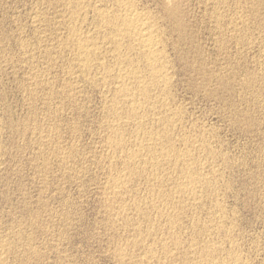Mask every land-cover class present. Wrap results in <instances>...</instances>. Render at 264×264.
Returning a JSON list of instances; mask_svg holds the SVG:
<instances>
[{
  "label": "rangeland",
  "instance_id": "374dc122",
  "mask_svg": "<svg viewBox=\"0 0 264 264\" xmlns=\"http://www.w3.org/2000/svg\"><path fill=\"white\" fill-rule=\"evenodd\" d=\"M88 1L0 0V264H183L184 260L187 264H264V0H124V4L115 0ZM95 4L107 17L118 11V15L129 12L142 17L140 21L155 31L154 51L159 59L155 67L165 76L163 79L152 84L150 76L146 77L147 62L137 42L127 39V44L123 40L122 49L115 51L114 39L112 42L111 37L103 38L112 26L104 24ZM107 9L111 10L109 14ZM117 24L121 23L117 20L113 27ZM87 34L91 36L87 38L91 47L96 45L92 47L96 54L90 47V68L81 62L83 57L76 47V40H85ZM114 46L116 53L111 49ZM80 62L85 70H81ZM117 66L121 67L119 71ZM125 72L124 83L137 94L133 99L124 96L127 101L118 92L119 76ZM131 75L146 78L135 84L130 80V87L127 81ZM146 84L148 95L140 92ZM133 102L139 108L128 117L126 104ZM141 111L144 114L138 115ZM115 120L121 122L117 125ZM164 126L172 132L168 133ZM113 128L116 131H111ZM154 131L159 132L156 135ZM149 135L152 139L146 140ZM112 138L116 140L112 142ZM146 141L156 152L161 147L175 150L174 155L180 159L172 155L161 159L158 153L151 154L146 150ZM139 151L144 152L138 154ZM142 165H148L150 170L144 166L145 171L140 169ZM188 168L195 170L196 176ZM185 174H199L198 179H202L197 182L201 184H182L178 177ZM130 176L132 180L127 181ZM173 188L180 196L176 195L175 200ZM186 197L190 201H185ZM167 207H173L172 213L177 209L180 213L174 212L173 216ZM170 224L172 231L168 229ZM173 241L181 245L174 247ZM121 247L125 249L119 251ZM207 247L214 253H208ZM204 257L212 261L200 260Z\"/></svg>",
  "mask_w": 264,
  "mask_h": 264
},
{
  "label": "bare ground",
  "instance_id": "6f19581e",
  "mask_svg": "<svg viewBox=\"0 0 264 264\" xmlns=\"http://www.w3.org/2000/svg\"><path fill=\"white\" fill-rule=\"evenodd\" d=\"M76 1H77V0H76ZM90 1H91V0H90ZM90 1H88V2H90ZM109 1H110V0H109ZM127 1H128V0H127ZM130 1H131V0H130ZM167 1H168V0H167ZM67 2H68V1H67ZM67 2H66V3H67ZM78 2H79V0H78ZM84 2H85V1H83L82 3L84 4ZM115 2H116L117 4H124V3H125L124 0H115ZM73 3H76V2L74 1ZM73 3L71 2V4H73ZM82 3H80V4H82ZM85 3H86V2H85ZM111 3H113V1H112ZM116 3H115V4H116ZM128 3H129V1H128ZM128 3H127V4H128ZM130 3H131V2H130ZM132 3H133V2H132ZM132 3H131V4H132ZM80 4H79V5H80ZM93 4H94V3H93ZM67 5H68V4H67ZM69 5H70V3H69ZM69 5H68V6H69ZM73 5H74V4H73ZM75 5H76V4H75ZM85 5H88V4H85ZM112 5H113V4H111V6H112ZM76 6H77V5H76ZM83 6H84V5H83ZM83 6H82V7H83ZM91 6H93V5H90V9H92ZM95 6H96V4H95ZM95 6H94V8H95V12H96V10H97L96 7H97L98 5H97L96 7H95ZM130 6H131V5L129 4V7H130ZM71 7L74 8V6H71ZM80 7H81V6H80ZM80 7H78V8H80ZM112 7H115V6H112ZM129 7H128V8H129ZM86 8H87V7H86ZM88 8H89V5H88ZM97 8H98V7H97ZM116 8H117V7H115L114 9H116ZM119 8H120V7H119ZM123 8H124V7H123ZM131 8H132V7H131ZM81 9H82V8H81ZM98 9H99V11H100V12H98V13H99V15H100V18L104 21V24L113 27L115 21L118 20V23H121L120 25L117 24V25H119V26H114L113 28L111 27V31L108 32L107 35H106V33H105L106 31H104V33H105V37L103 36V38L106 39V36H107L108 38L111 37V41H112V38L114 39V43H115V45H116V48H115V46H114V47H112L111 49L115 48V51H117V49H119L120 46H121V47L124 46V45H121V44H122L121 42H122L123 40L126 41V40L128 39V40H130V41H132V42H133V41H135V43L137 42V43H138V46H140V49H141L142 52H143V58H145L144 60H146V62H147V64H146V70H147V71H146V70H145V71H146V74H147V72H148L149 74L146 75V77L149 78V76H150L149 79H151V83H152V84H153V83L157 84V82H156L157 79H163L165 76H163V74L161 75L160 71H157L158 69H156V67H155L156 62H157L159 59H158V57H157V55H156V51H154V46H155V45L153 44V39L155 38V36H154V34H153V32H152V31H154V30H150L149 26H147L145 23H142V22H141L142 20H141L140 18H142V17H139V18H138V17L134 16L135 14L132 15V14H129V12H128V13H125L124 15H123V14H122V15H118L117 13L120 12V11H118V12L116 11L117 13L113 12V13H114L113 15H112V13H111V14H110V17H107L106 14H104L105 11L102 13V11L100 10V8H98ZM112 9H113V8H112ZM132 9L135 10V8H132ZM72 10H73V9H72ZM102 10H103V9H102ZM104 10H105V9H104ZM117 10H118V9H117ZM121 10H123V9H121ZM92 11L94 12L93 9H92ZM106 11L108 12V9H107ZM110 11H111V10H109L108 14L110 13ZM113 11H114V10H113ZM72 12H73V11H72ZM124 12H125V11H124ZM131 12H132V11H131ZM138 12H139V11H138ZM98 13H97V14H98ZM105 13H106V12H105ZM135 13H136V11H135ZM94 14H95V13H94ZM94 14H93V15H94ZM136 14H137V13H136ZM140 15H141V14H140ZM144 15H145V14H144ZM96 16H97V15H96ZM108 16H109V15H108ZM137 16H139V15H137ZM141 16H142V15H141ZM74 17H75V16H74ZM79 18H80V17H79ZM79 18H77V19H79ZM143 18H144V17H143ZM145 18H146V17H145ZM101 19H100V20H101ZM140 20H141V21H140ZM74 21H75V20H74ZM119 21H120V22H119ZM145 21H146V19H145ZM145 21H144V22H145ZM147 21H148V20H147ZM147 21H146V22H147ZM75 22H76V21H75ZM148 22H149V21H148ZM98 24H99V23H98ZM75 27H77V26H75ZM106 27H107V26H106ZM151 27H152V26H151ZM153 27H154V26H153ZM99 28H100V27H99ZM103 28H104V27H103ZM106 29H108V28H106ZM69 30H70V29H69ZM72 30H73V29H72ZM72 30H70V31L72 32ZM74 30H75V29H74ZM104 30H105V29H104ZM108 31H109V30H108ZM71 32H69V33H71ZM100 32H101V31H98L99 34H100ZM154 32H155V31H154ZM92 33H93V32H92ZM96 33H97V32H96ZM72 34L74 35V32H73ZM75 35H76V33H75ZM92 35H93V34H92ZM95 35H96V34H95ZM102 35H103V32H102ZM157 35H158V33H157ZM157 35H156V36H157ZM70 36H71V35H70ZM79 36H80V35H79ZM88 36H89V35L87 34V37H86L85 40H84V39H82V40H81V39H80V40H79V39L76 40L78 37H76L75 40H76L77 52L79 51V52H80V55H82V57H83L82 60H81V62L83 61L84 65L89 67V65H91V64H90V62H91V61H90V59H91V58H90V57H91L90 49H91L92 47H95L96 45L94 44L95 46H92V47H91V43H90L91 40H89V39L87 40ZM71 37H74V36H71ZM80 37H81V36H80ZM80 37H79V38H80ZM83 37H84V36H82L81 38H83ZM90 37H91V36H89V38H90ZM159 37H160V36H159ZM69 38H70V37H69ZM92 38H93V36H92ZM95 38L97 39V37H95ZM95 38H94V39H95ZM99 38H101V37H99ZM71 39H72V38H70V41H71ZM90 39H91V38H90ZM101 39H102V38H101ZM157 39H158V38H157ZM72 40H73V39H72ZM98 40H99V39H98ZM98 40H96V41H98ZM103 40H104V39H103ZM106 40H107V39H106ZM101 41H102V40H101ZM125 41H124V42H125ZM154 41H155V40H154ZM105 42H106V41H104V43H105ZM112 42H113V41H112ZM112 42H111V43H112ZM69 43H72V42H69ZM95 43H96V42H95ZM97 43H98V42H97ZM106 43H107V42H106ZM109 43H110V41H109ZM111 43H110V44H111ZM126 43H127V41H126ZM92 44H93V43H92ZM107 44H108V43H107ZM107 44H106V45H107ZM110 44H108V45H110ZM124 44H125V43H124ZM127 44H128V43H127ZM132 44H133V43H132ZM132 44L129 43V45H131V46H132ZM70 45H71V44H70ZM112 45H114V44H112ZM125 45H126V44H125ZM159 45H160V43H159ZM66 46H67V45H66ZM68 46H69V45H68ZM72 46H73V45H72ZM90 47H91V48H90ZM97 47H98V46H97ZM97 47H96V48H97ZM109 47H110V46H109ZM121 47H120V48H121ZM126 47H127V46H126ZM126 47H125V48H126ZM128 47H129V46H128ZM155 47H156V46H155ZM74 48H75V47H74ZM132 48H133V47H131V49H132ZM138 48H139V47H138ZM92 49H93V48H92ZM92 49H91V50H92ZM109 49H110V48H107V50H109ZM121 49H122V48H121ZM123 49H124V47H123ZM119 50H120V49H119ZM119 50H118V51H119ZM129 50H130V49H129ZM129 50H128V51H129ZM135 50H136V48H135ZM74 51H75V49H74ZM93 51H94V49L92 50V53H94L96 50H95L94 52H93ZM101 51H102V50H101ZM113 51H114V49H113ZM115 51H114V52H115ZM124 51H125V50H124ZM124 51H123V52H124ZM126 51H127V50H126ZM126 51H125V52H126ZM132 51H133V49H132ZM136 51H137V50H136ZM139 51H140V50H139ZM139 51H138V52H139ZM123 52H121V54H122ZM142 52H141V53H142ZM157 52H158V50H157ZM115 53H116V52H115ZM129 53H131V52H129ZM158 53H160V52H158ZM74 54H76V52H75ZM78 54H79V53H78ZM94 54H96V52H95ZM97 54H98V53H97ZM110 54H111V52H110ZM112 54H113V56H114V53H112ZM121 54H120V56H122ZM125 54H126V53H125ZM125 54H124V55H125ZM127 54H128V53H127ZM132 54H134V53L132 52ZM132 54H131V55H132ZM139 54H140V53H139ZM129 55H130V54H129ZM129 55H128V56H129ZM134 55H138V54H134ZM73 56H74V55H73ZM95 56H96V55H95ZM111 56H112V55H111ZM126 56H127V55H126ZM126 56H125V59H126ZM76 57H77V56H76ZM114 57H115V56H114ZM135 57H136V56H135ZM137 57H138V56H137ZM137 57H136V58H137ZM139 57H140V56H139ZM139 57H138V58H139ZM161 57H162V56H161ZM112 58H113V57H112ZM116 58H117V56H116ZM118 58H119V57H118ZM118 58H117V59H118ZM122 58H124V57H122ZM128 58H129V57H128ZM159 58H160V57H159ZM78 59H79V58H78ZM125 59L123 60L124 62H126ZM133 59H134V57H133ZM133 59H132V60H133ZM95 60H96V59H95ZM100 60H101V59H100ZM118 60H119V59H118ZM118 60H115V61L118 62ZM127 60H129V59H127ZM135 60H136V59H135ZM139 60H140V59H139ZM110 61H111V60H110ZM130 61H131V60H130ZM136 61H137V60H136ZM136 61H135L134 63H136ZM81 62H80V64H82ZM95 62H96V61H95ZM100 62H101V61H100ZM117 62H115V63H117ZM127 62H128V61H127ZM127 62H126V63H127ZM141 62H143V61L141 60ZM164 62H165V60H164ZM120 63H121V62H120ZM131 63H133V61H132ZM88 64H89V65H88ZM117 64H119V63H117ZM127 64H128V63H127ZM129 64H130V63H129ZM139 64H140V63H139ZM160 64H161V63H160ZM84 65H83V64L81 65V66H82L81 70H85V69H83ZM99 65H100V64H99ZM114 65H115V64H114ZM119 65L121 66V64H119ZM125 65H126V64H125ZM132 65H134V64H132ZM143 65H144V64H143ZM165 65H166V63H165ZM107 66H108V65H107ZM109 66H110V65H109ZM127 66H128V65H127ZM156 66H157V65H156ZM161 66H162V65H161ZM98 67H99V66H98ZM114 67H115V66H114ZM133 67H135V66H132V68H133ZM136 67H138V66L136 65ZM159 67H160V66H159ZM89 68H90V67H89ZM100 68H101V67H100ZM103 68H104V66H103ZM118 68H119V67L117 66V69H118ZM120 68H121V67H120ZM120 68H119V69H120ZM124 68H125V67H124ZM124 68H123V69H124ZM126 68H127V67H126ZM128 68H129V67H128ZM139 68H140V67H138V69H139ZM141 68H142V67H141ZM87 69H88V68H87ZM92 69H93V68H92ZM115 69H116V68H115ZM117 69H116V70H117ZM119 69H118V71H119ZM130 69H131V68H130ZM133 69H134V68H133ZM133 69H132V70H133ZM143 69H145V67H143ZM143 69H142V71H143ZM163 69H166V68H163ZM132 70H131V71H132ZM167 70H168V69H167ZM167 70H166V71H167ZM79 71H80V70H79ZM104 71H105V70H104ZM120 71H121V70H120ZM131 71H130V72H131ZM87 72H88V71H87ZM87 72H86V73H87ZM89 72H90V71H89ZM127 72H128V71H127ZM134 72H135V70H134ZM86 73L83 72V74H86ZM96 73H97V72H96ZM119 73H120V72H119ZM144 73H145V72H144ZM103 74H104V73H103ZM117 74H118V73H117ZM122 74H123V73H122ZM122 74H121V76H119V77H121L120 86L117 85L118 83H116V85L119 86V87H118V88H119V89H118V90H119L118 92H119L120 94H122L121 97H123V98H124V96H125V97H127V98L130 97V98L133 99L134 97H136V96H135L136 92L134 93V91L132 90V88H133L132 86H133V85L131 86V83H132V82L130 83L129 81L131 80V81H133V82H134V81H135V82H136V81L139 82V79H140L141 77H139V79H138L136 76L134 77V76L131 75L130 79L127 81V82L130 83V87H132V88H129V87H128L129 85L124 83V82H125L124 80L126 79V72H125V74H124L123 76H122ZM127 74H128V73H127ZM138 74H139V73L137 72V75H138ZM142 74H143V73H142ZM168 74L170 75V73H168ZM164 75H165V73H164ZM96 76H97V75H96ZM105 76H107V74H106ZM105 76H103V77H105ZM110 76H111V75H110ZM97 77H98V76H97ZM114 77H115V76H114ZM128 77H129V76H128ZM142 77H143V75H142ZM144 77H145V76H144ZM144 77L141 78L140 81H141L142 79H144ZM146 77H145V78H146ZM116 78H117V76L115 77V79H116ZM167 78H168V75H167ZM167 78H166V79H167ZM104 80H105V79H104ZM144 80H145V79H144ZM167 80H168V79H167ZM160 81H161V80H160ZM127 82H126V83H127ZM135 82H134V84H135ZM147 82H148V81H147ZM168 82H169V81H168ZM113 83H114V82H113ZM161 83H162V82H161ZM166 83H167V82H166ZM166 83H165V84H166ZM103 84H104V83H103ZM132 84H133V83H132ZM140 84H141V83H140ZM149 84H150V83H149ZM136 85L138 86V83H137ZM136 85H135V86H136ZM143 85H144V84H143ZM143 85H142V86H143ZM150 85H151V84H150ZM150 85H149V86H150ZM142 86H141V87H142ZM146 86H147V84H146L144 87H142V88L140 89V92H142V94L144 93V95H148V91H147L146 88H145ZM149 86H148V87H149ZM155 86H156V85H154V88H155ZM157 86H158V85H157ZM161 86H162V85H161ZM139 87H140V86H139ZM139 87H138V88H139ZM148 87H147V88H148ZM165 87H167V86H165ZM149 88H150V87H149ZM149 88H148V89H149ZM152 88H153V87H152ZM152 88H150V89H152ZM161 88H164V86L161 87ZM136 89H137V88H136ZM156 89H157V88H156ZM166 89H167V88H166ZM137 90H138V89H137ZM114 91H115V90H114ZM149 91H150V90H149ZM152 91H153V90H152ZM140 92H139V93H140ZM150 92H151V91H150ZM159 92H160V91H158V93H159ZM116 93H117V91H116ZM116 93H115V94H116ZM139 93H138V95H139ZM124 94H125V95H124ZM142 94H141V95H142ZM156 94H157V93H156ZM165 94H166V93H165ZM165 94H164V95H165ZM136 95H137V94H136ZM141 95H140V96H141ZM160 95H161V92H160ZM160 95H159V96H160ZM164 95H162V96H164ZM114 96H115V95H114ZM128 96H129V97H128ZM140 96H139V97H140ZM143 97H144V96H143ZM147 97H148V96H147ZM147 97H146V99H147ZM166 97H167V96H166ZM166 97H165V98H166ZM116 98H117V96L115 97V99H116ZM119 98H120V97H119ZM127 98H126V99L124 98L125 101H127ZM149 98H150V97H149ZM153 98H154V97H153ZM132 99H131V100H132ZM141 99H142V98L138 99V101L141 102V101H140ZM143 99H144V98H143ZM134 100H135V99H134ZM134 100H133V101H134ZM150 100H152V102H153V99H150ZM150 100H149V101H150ZM155 100H156V99H155ZM161 100H162V99H161ZM117 101H118V100H117ZM122 101L124 102L123 99H122ZM122 101L120 100V102H122ZM129 101H130V100H129ZM136 101H137V99H136ZM149 101H148V102H149ZM157 101H159V98H158ZM123 102H122V103H123ZM139 102H138V103H139ZM142 102H144V101H142ZM148 102H146V103H148ZM160 102H161V101H160ZM160 102H159V103H160ZM113 103H114V102H113ZM115 103H116V102H115ZM128 103H130V102H128ZM128 103H127V104H128ZM144 103H145V102H144ZM155 103H156V102H155ZM157 103H158V102H157ZM116 104H117V103H116ZM116 104L113 105V106H116ZM118 104H121V103H118ZM124 104H125V103H124ZM127 104H126V106H129L128 109H127V111H128V113L130 114V115H127V116L129 117V116L135 114V111L139 108V106H138V108H137V105H136L137 103L135 104L134 102H133L132 104H128V105H127ZM139 104H141V103H139ZM139 104H138V105H139ZM149 104H150V102H149ZM161 104H162V103H161ZM117 106H118V105H117ZM119 106H120V105H119ZM122 106H123V104H122ZM141 106H142V104H141ZM144 106H145V104H144ZM156 106H157V105H156ZM164 106H165V104H164ZM124 107H125V106H124ZM146 107H147V106H146ZM146 107H144V108L146 109ZM149 107H150V106H149ZM151 107H152V106H151ZM162 107H163V106H162ZM162 107H161V108H162ZM112 108H113V107H112ZM126 108H127V107H126ZM147 108H148V107H147ZM156 108H157V107H156ZM163 108H164V107H163ZM167 108H168V107H167ZM119 109H120V108H119ZM119 109H118V110H119ZM114 110H115V109H114ZM116 110H117V108H116ZM116 110H115L114 112H116ZM122 110H123V109H122ZM122 110H121V111H122ZM124 110H125V109H124ZM124 110H123V111H124ZM142 110H143V108H142ZM153 110H155V109H153ZM158 110H159V108H158ZM139 111H140V110H139ZM145 111H146V110H145ZM156 111H157V109H156ZM163 111H164V110H163ZM163 111H162V112H163ZM142 112H143V111H141V113L138 114V115L144 114V113H142ZM150 112H151V111H150ZM166 112H168V114L171 113V112H169V111H167V110H166ZM120 113H121V112H120ZM146 113H147V112H146ZM157 113H158V112H157ZM163 113H164V112H163ZM163 113H160V115H162ZM123 114H124V112H122L121 115H123ZM126 114H127V113H126ZM164 114H165V113H164ZM166 114H167V113H166ZM175 114H176V113H175ZM175 114H174V115H175ZM111 115H112V114H111ZM116 115H117V114H116ZM138 115H136V116H138ZM150 115H151V114H150ZM157 115H158V114H157ZM136 116H135V119L137 120L138 117L136 118ZM143 116H144V115H143ZM158 116H159V115H158ZM166 116H167V115H166ZM168 116H170V115H168ZM114 117H115V116H114ZM121 117H122V116H121ZM123 117H125V115H124ZM132 117H133V116H132ZM132 117H130V118H132ZM140 117H141V116H140ZM140 117H139V118H140ZM163 117H164V116H163ZM163 117H160V120H161V118L164 119ZM108 118H109V117H108ZM118 118H119V117H118ZM126 118H127V117H126ZM154 118H156V117H154ZM157 118H159V117H157ZM112 119H113V118H112ZM132 119H133V118H132ZM135 119H134V120H135ZM142 119H143V118H142ZM147 119H149V118H147ZM171 119H172V118H171ZM179 119H180V118H179ZM120 120H121V118H120ZM140 120H141V118H140ZM150 120H151V119H150ZM115 121H116V120H115ZM130 121H131V120H130ZM130 121H129V122H130ZM142 121H146V119H145V120H142ZM142 121H141V124H142ZM163 121H164V120H163ZM165 121L168 122L167 120H165ZM176 121H177V120H176ZM112 122H113V120H112ZM112 122H111V124H115V123H116V124L118 125L119 122H121V121H119V122L116 121L115 123H112ZM136 122H137V121H136ZM147 122H148V120H147ZM147 122H145V123H147ZM154 122H155V121H154ZM156 122H157V127H159L160 124L158 125V121H157V120H156ZM161 122H162V121H161ZM132 123H133V122H132ZM149 123H151V122H149ZM159 123H160V121H159ZM164 123H165V122H163V124H164ZM137 124H139V123H137ZM147 124H148V123H147ZM168 124H169V123H168ZM170 124H171V122H170ZM109 125H110V124H109ZM117 125H116V126H117ZM139 125H140V124H139ZM151 125L153 126V125H155V124H151ZM164 125H167V124H164ZM178 125H179V124H178ZM112 126H113V125H112ZM112 126H111V127H112ZM123 126H124V125H123ZM140 126H141V125H140ZM168 126H169V125H168ZM173 126H174V125H173ZM109 127H110V126H109ZM111 127H110V128H111ZM121 127H122V126H120L119 128H121ZM130 127H131V126H130ZM143 127H144V126H143ZM157 127L155 126V128H157ZM164 127H165V126H164ZM124 128H125V127H124ZM141 128H142V126H141ZM141 128H140V130H141ZM155 128H153V129H155ZM170 128H171V127H170ZM170 128H168V129H170ZM174 128H175V127H174ZM113 129H114V128H113ZM115 129H116V127H115ZM115 129H114V130H111V131H116L117 129H116V130H115ZM137 129H138V128H137ZM161 129H162V127H161ZM163 129H164V128H163ZM163 129H162V130H163ZM171 129H172V128H171ZM133 130H134V129H133ZM151 130H152V129H151ZM165 130H167L166 127H165ZM165 130H164V134H165ZM108 131H109V130H108ZM111 131H110V132H111ZM119 131H120V130H119ZM121 131H122V130H121ZM138 131H139V129H138ZM159 131H161V130H159ZM159 131H154L155 133L153 132V134H156V132H159ZM167 131H168V130H167ZM169 131H170V130H169ZM169 131H168V133H169ZM117 132H118V130H117ZM117 132H116V134L118 135ZM122 132H123V131H122ZM122 132H121V133H122ZM125 132H126V131H124V135H125ZM141 132H142V134H143V131H142V130H141ZM171 132H172V130L170 131V133H171ZM113 133H114V132H113ZM145 133H146V132H145ZM160 133H161V132H160ZM166 133H167V132H166ZM168 133H167V135H168ZM110 134H111V133H110ZM122 134H123V133H122ZM148 134H149V133H148ZM162 134H163V132H162ZM112 135H114V137H115V133L112 134ZM119 135H120V134H119ZM119 135H118V136H119ZM126 135H127V134H126ZM143 135H144V134H143ZM143 135H142V136H143ZM150 135H151V133H150ZM150 135H149V136H150ZM156 135H157V134H156ZM156 135H155V136H156ZM170 135H171V134H170ZM170 135H169V136H170ZM107 136L109 137V135H107ZM118 136H117V137H118ZM122 136H123V135H122ZM142 136H141V137H142ZM144 136H145V135H144ZM146 136H148V135H146ZM158 136H160V135L158 134ZM162 136H163V135H162ZM162 136H160V137H162ZM172 136H173V135H171V137H172ZM185 136H186V135H185ZM110 137H112V136H110ZM117 137H116V139H118ZM120 137H121V136H120ZM123 137H124V136H123ZM152 137H153V136H150L149 138L146 137L147 139H146V138H145V139H146V140H148V139L151 140ZM164 137H165V136H164ZM166 137H168V136H166ZM188 137H189V135L187 136V138H188ZM200 137H201V136H200ZM131 138H132V137H131ZM134 138L136 139L137 137L135 136ZM156 138H157V137H156ZM162 138H163V137H162ZM169 138H170V137H169ZM172 138H173V137H172ZM172 138H171V139H172ZM184 138L187 139L186 137H184ZM112 139H113L112 142H114V140H116L115 138H112ZM121 139H122V138H120V140H121ZM123 139H124V138H123ZM137 139H138V138H137ZM140 139H141V138H140ZM153 139H154V138H153ZM167 139H168V138H167ZM109 140L111 141V139H109ZM160 140H162V139H160ZM183 140H184V139H183ZM202 140H203V138H202ZM110 141H109V142H110ZM158 141H159V140H158ZM162 141H163V140H162ZM169 141H170V140H169ZM169 141H168V142H169ZM186 141H187V140H186ZM190 141H191V140H190ZM123 142H124V141H123ZM137 142H140L139 139H138ZM141 142H143V141H141ZM146 142H147V141H146ZM146 142H145V143H146ZM150 142H151V141H150ZM152 142H153V141H152ZM152 142H151V143H152ZM154 142H155V141H154ZM182 142H183V141H182ZM184 142H185V140H184ZM184 142H183V143H184ZM201 142H202V141H201ZM115 143H116V142H115ZM115 143H114V144H115ZM117 143H119L118 145L121 144L119 141H117ZM155 143H156V142H155ZM160 143H161V142H160ZM166 143H167V142H166ZM166 143H165V144H166ZM169 143H170V142H169ZM195 143H196V142H195ZM123 144H124V143H123ZM123 144H122V145H123ZM127 144H128V143H127ZM135 144H136V143H135ZM147 144H148V142H147ZM153 144H154V143H153ZM162 144H164V143H161V145H162ZM170 144H171V143H170ZM170 144H169V145H170ZM197 144H198V143H197ZM110 145H111V144H110ZM118 145H117V147H118ZM136 145H137V144H136ZM139 145H140V143L138 144V146H139ZM143 145H144V144H143ZM155 145H156V144H155ZM169 145H168V143H167V146H168V147H170ZM138 146H137V148H138ZM140 146H142V145H140ZM146 146H147V145H146ZM162 146H163V145H162ZM165 146H166V145H165ZM165 146H164V147H165ZM167 146H166V147H167ZM172 146H173V144H172ZM197 146H198V145H197ZM197 146H196V147H197ZM117 147H115V148H117ZM131 147H132V146H131ZM134 147H135V146H134ZM144 147H145V146H144ZM144 147H143V148H144ZM181 147H182V146H181ZM198 147H199V146H198ZM112 148H113V147H112ZM119 148H120L121 151H123V150L121 149V148H122L121 146H120ZM145 148H146V147H145ZM153 148H154V146H153V147H152V146L149 147V144H148V147H147L146 150H148L151 154H154V152H156V151H153V150H152ZM157 148H158V147H157ZM173 148H174V147H173ZM188 148H189V147H188ZM202 148H203V146H202ZM109 149H110V148H109ZM139 149H140V148H139ZM139 149H137V150H139ZM174 149H175V148H174ZM112 150H115V149L113 148ZM126 150H127V149H126ZM137 150L135 149V151H137ZM141 150H142V147H141ZM146 150H145V151H146ZM157 150H158V149H157ZM187 150H188V149H187ZM187 150H186V153H187ZM116 151H118V150H116ZM129 151H130V150H129ZM135 151H134V152H135ZM174 151H175V150H174ZM174 151H173L172 149L170 150L169 148L166 149V148L161 147V148L159 149V151L156 152V153H158V157L161 158V159L169 158V157H171V155H172L174 158H175V157H176V158H179L176 154L174 155ZM179 151H180V150H179ZM181 151H182V150H181ZM181 151H180V152H181ZM183 151H184V150H183ZM194 151H195V150H194ZM194 151H193V152H194ZM132 152H133V151H132ZM137 152H138V151H137ZM139 152H140V153H138V154H141V153H143L144 151H143V152L139 151ZM149 152H147V153H149ZM177 152H178V150H177ZM210 152H211V151H210ZM121 153H122V152H121ZM123 153H124V152H123ZM130 153H131V152H130ZM147 153H146V154H147ZM178 153H179V152H178ZM178 153H177V154H178ZM181 153H182V152H181ZM207 153H208V151H207ZM207 153H206V154H207ZM212 153H213V152H212ZM106 154H107V153H106ZM135 154H137V153H135ZM146 154L144 153V155H146ZM184 154H185V153H184ZM190 154H191V153H190ZM111 155H112V154H111ZM129 155H130V154H129ZM132 155H133V154H132ZM142 155H143V154H142ZM181 155H183V154H181ZM181 155H179V156H181ZM193 155H194V154H193ZM195 155H196V154H195ZM202 155H203V154H202ZM210 155H211V154H210ZM212 155H213V154H212ZM112 156H113V155H112ZM124 156H125V155H124ZM135 156H136V158H137V155H135ZM147 156H149V155L147 154ZM153 156H154V155H153ZM198 156H199V155H198ZM121 157H122V156H121ZM125 157H127V156H125ZM125 157H124V158H125ZM128 157H129V156H128ZM185 157H186V156H185ZM185 157H184V158H185ZM194 157H195V156H194ZM111 158H112V157H111ZM130 158H131V157H130ZM130 158H129V159H130ZM134 158H135V157H134ZM136 158H135L134 162L136 161ZM141 158H142V156H141ZM147 158H148V157H147ZM154 158H155V157H154ZM174 158H173V159H174ZM206 158H207V157H206ZM115 159H116V158H115ZM132 159H133V157H132ZM139 159H140V158H139ZM152 159H153V158H152ZM156 159H157V158H156ZM179 159H180V158H179ZM182 159H183V158H182ZM200 159H201V158H200ZM142 160H143V159H142ZM147 160H148V159H147ZM147 160H146V161H147ZM158 160H159V159H158ZM158 160H157V161H158ZM171 160H172V159H171ZM176 160H177V159H176ZM176 160H173V161H176ZM188 160H190V159H188ZM191 160H194V161H195V159H191ZM191 160H190V161H191ZM119 161H120V160H119ZM125 161H127V160H125ZM129 161H130V160H129ZM132 161H133V160H132ZM132 161H131V162H132ZM139 161H140V162H144V161H141V160H139ZM149 161H150V159L148 160V162H149ZM152 161H153V160H152ZM159 161H160V160H159ZM163 161H164V160H163ZM169 161H170V160H169ZM178 161H179V160H178ZM204 161H205V160H204ZM127 162H128V161H127ZM127 162H126V163H127ZM150 162H151V161H150ZM166 162H167V161H166ZM171 162H172V161H171ZM180 162H181V161H180ZM184 162H185V160H184ZM187 162H188V161H187ZM187 162H186V163H187ZM198 162H199V161H198ZM202 162H203V161H202ZM208 162H209V161H208ZM129 163H130V162H129ZM135 163H136V162H135ZM153 163H155V162H153ZM161 163H162V162H161ZM163 163H164V162H163ZM173 163H174V162H173ZM173 163H172V164H173ZM175 163H176V162H175ZM178 163H179V162H178ZM178 163H177V164H178ZM186 163H185V164H186ZM189 163L191 164V163H194V162H189ZM195 163H197V162H195ZM122 164H123V163H122ZM132 164H133V162H132ZM137 164H138V163H137ZM141 164H143V163H141ZM141 164H139V166H140ZM148 164H149V163H148ZM159 164H160V163H159ZM167 164H168V163H166V165H167ZM169 164L172 165L171 163H169ZM203 164H204V163H203ZM124 165H125V163H124ZM124 165H123V166H124ZM126 165H129V164H126ZM149 165H151V164H149ZM156 165H157V164H156ZM156 165L153 166L154 169H156V168H155ZM186 165H187V164H186ZM193 165H194V164H193ZM198 165H199V164H198ZM201 165H202V164H201ZM129 166H130V165H129ZM143 166H144V165H142V166L140 167V169H143ZM151 166H152V165H151ZM160 166H161V168H162V165H160ZM180 166H181V164H180ZM211 166H212V165H211ZM131 167H132V165H131ZM131 167H128L130 171H132L131 169H133V168H131ZM134 167H135V166H134ZM137 167H138V166L136 165V168H137ZM144 167H148V165H147V166H144ZM156 167H157V166H156ZM170 167H171V166H170ZM175 167L177 168L176 165H175ZM187 167H188V166H187ZM187 167H186V168H187ZM191 167H192V165H191ZM120 168H121V167H120ZM125 168H126V167H125ZM130 168H131V169H130ZM148 168H149V167H148ZM172 168H174V166H173ZM182 168H184V167H182ZM212 168H213V167H212ZM123 169H124V168H123ZM151 169H152V168H151ZM154 169H153V171H154ZM164 169H165V168H164ZM179 169H180V168H179ZM184 169H185V168H184ZM184 169H183V170H184ZM189 169H190V168H188V170H189ZM193 169H194V168H193ZM195 169H196V168H195ZM129 170H128V171H129ZM137 170H139V169H137ZM143 170H144V169H143ZM149 170H150V168H149ZM173 170H174V169H173ZM177 170H178V169H177ZM177 170H176V172H177ZM180 170H181V169H180ZM190 170H192V169H190ZM196 170H197V169H196ZM207 170H208V169H207ZM124 171H127V169L124 170ZM124 171H123V172H124ZM128 171H127V172H128ZM144 171H145V170H144ZM155 171H156V170H155ZM167 171H168V170H167ZM178 171H179V170H178ZM192 171H194L193 173H195V170H192ZM192 171H191V173H192ZM197 171H199V170H197ZM212 171H213V170H212ZM133 172H134V170H133ZM142 172H143V171H142ZM179 172H180V171H179ZM188 172H189V171H188ZM188 172H187V173H188ZM207 172H208V171H207ZM114 173H115V172H114ZM143 173H144V172H143ZM149 173H150V172H149ZM156 173H157V171H156ZM156 173H155V174H156ZM160 173H161V172H160ZM183 173H186V172H183ZM189 173H190V172H189ZM196 173H197V172H196ZM196 173H195V176H196ZM201 173H203V171H202ZM127 174H128V173H127ZM127 174H126V176H127ZM131 174H132V173H131ZM141 174H142V173H141ZM163 174H164V173H163ZM179 174H180V173H179ZM128 175H129V174H128ZM136 175H138V174H135V176H136ZM176 175H177V174H176ZM200 175H201V174H200ZM206 175H207V174H206ZM121 176H122V175H121ZM139 176H140V175H139ZM153 176H154V175H153ZM178 176H180V175H178ZM195 176H194L193 174H185L184 176L178 177V180H179V178H180L182 184H184V185L186 184V186H187L188 184H191V185H192V184H195L198 180L201 181V179H202V178H201V179H198L199 174H198L197 177H195ZM117 177H118V176H117ZM117 177H115V178H117ZM122 177H124V175H123ZM133 177H134V176H133ZM173 177H174V176H173ZM202 177H204V176H202ZM111 178H112V177H111ZM126 178H127V177H126ZM129 178L131 179L132 176L128 177L127 181H131V180H132V179L129 180ZM134 178H135V177H134ZM154 178H155V177H154ZM156 178H159V176L156 177ZM118 179H120V178H118ZM122 179H123V178H122ZM152 179H153V177H152ZM204 179H205V178H204ZM114 180H115V179H114ZM145 180H146V179H145ZM175 180H177V178H176ZM122 181H123V180H122ZM124 181H125V180H124ZM124 181H123V182H124ZM127 181H126V182H127ZM155 181H156V179H155ZM170 181H171V180H170ZM203 181H204V180H203ZM203 181H202V182H203ZM207 181H208V180H207ZM116 182H117V181H115V183H116ZM126 182H124V183L126 184ZM151 182H152V181H151ZM160 182H161V181H160ZM176 182H177V181H176ZM115 183H114V185H115V187H116V184H115ZM124 183H123V184H124ZM128 183H130V182H128ZM137 183H138V182H137ZM165 183H166V182H165ZM165 183H163V184H165ZM173 183H174V182H173ZM199 183H200V182H199ZM199 183L197 182V184H199ZM205 183H207L206 180H205ZM209 183H210V182H209ZM121 184H122V183H121ZM149 184H150V183H149ZM155 184H156V183H155ZM200 184H201V183H200ZM200 184H199V185H200ZM207 184H208V183H207ZM156 185H157V184H156ZM177 185H178V184H177ZM177 185H176V186H177ZM180 185H181V184H180ZM191 185H190V186H191ZM195 185H196V184H195ZM199 185H198V186H199ZM203 185L206 186V184H203ZM111 186H112V185H111ZM117 186L119 187V185H117ZM126 186H127V185H126ZM126 186H122V185H121V187H124V188H125ZM164 186H165V185H164ZM176 186H175V187H176ZM181 186L184 187L183 185H181ZM193 186H194V185H193ZM198 186H197V187H198ZM169 187H170V186H169ZM199 187H200V186H199ZM201 187H202V186H201ZM104 188H105V187H104ZM112 188H114V187H112ZM157 188H158V187H157ZM189 188L191 189L192 186L189 187ZM213 188H214V187H213ZM122 189H123V188H122ZM122 189H120L121 192H122ZM144 189H145V188H144ZM166 189H167V188H166ZM169 189H170V188H169ZM181 189H182V188H181ZM185 189H186V187H185ZM195 189L198 190V188H195ZM113 190H115V189H113ZM113 190L111 189V191H113ZM116 190H117V188H116ZM118 190H119V188H118ZM173 190L175 191L174 188H173ZM176 190H177V188H176ZM111 191H109V192H111ZM123 191H125V190H123ZM126 191H127V190H126ZM126 191H125V192H126ZM165 191H166V190H165ZM186 191H187V190H185V192H186ZM188 191L190 192V196H191V194H192L191 191H190L189 189H188ZM188 191H187V193H189ZM194 191H196V190H194ZM115 192H116V191H114V193H115ZM118 192H120V191H118ZM151 192H153V191H151ZM163 192H164V191H163ZM163 192H162V193H163ZM167 192H168V193H173V192H169V190H167ZM178 192H179V191H178ZM183 192H184V191H183ZM183 192H181V193H183ZM185 192H184V193H185ZM192 192H193V191H192ZM146 193H147V192H146ZM158 193H159V190H158ZM179 193H180V192H179ZM181 193H180V194H181ZM184 193H183V194H184ZM195 193H197V192H195ZM195 193H194L193 195H195ZM198 193H199V191H198ZM198 193H197V194H198ZM108 194H109V193H108ZM111 194H113V193H111ZM122 194H123V193H122ZM153 194H154V193H153ZM153 194H152V197H153ZM183 194H182V195H183ZM215 194H216V193H215ZM116 195H117V194H116ZM116 195H115V196H116ZM118 195H121V194H118ZM118 195H117V196H118ZM143 195H144V194H143ZM156 195H157V194H156ZM159 195H161V193H159ZM166 195L169 196V194H166ZM170 195H171V194H170ZM173 195H174V194H173ZM173 195H172V196H173ZM176 195H177V194H176V191H175V197H174V200H175V198H176ZM185 195H187V194H185ZM203 195H204V194H203ZM111 196H112V195H110L109 198H112ZM154 196H155V195H154ZM168 196H166V197L163 196V197L167 198ZM177 196H179V195H177ZM190 196H189V197H190ZM113 197H114V196H113ZM122 197H123V196H122ZM155 197H156V196H155ZM179 197H180V196H179ZM182 197L184 198V196H182ZM191 197H192V196H191ZM193 197H194V196H193ZM207 197H208V196H207ZM210 197H211V196H210ZM104 198H105V197H104ZM109 198H108V199H109ZM116 198H119V197H116ZM159 198L161 199V197H159ZM168 198H169V197H168ZM196 198H197V197H196ZM212 198H213V197H212ZM119 199H120V198H119ZM123 199H125V198L123 197L122 200H123ZM160 199H159V200H160ZM172 199H173V198H172ZM186 199H187V197H186ZM186 199H185V201H190V199H187V200H186ZM203 199H204V198H203ZM203 199H202V200H203ZM112 200L114 201V199H112ZM117 200H118V199H117ZM125 200H126V199H125ZM148 200H149V199H148ZM153 200H154V199H153ZM157 200H158V198H157ZM161 200L164 201V198H162ZM165 200H166V199H165ZM170 200H171V199H170ZM179 200H182V199H179ZM183 200H184V199H183ZM183 200H182V201H183ZM194 200H195V199H194ZM120 201H121V200H120ZM120 201H119V202H120ZM132 201H133V200H132ZM135 201H136V200H135ZM135 201H134V202H135ZM197 201H198V200H197ZM107 202H108V201H107ZM110 202H112V201H110ZM115 202H117V201L115 200ZM119 202H118V203H119ZM127 202H128V201H127ZM130 202H131V201H130ZM140 202H141V201H140ZM145 202L147 203V201H145ZM155 202H156V201H155ZM165 202H166V201H165ZM170 202H172V200H171ZM176 202H178V201H176ZM195 202H196V201H195ZM120 203H121V202H120ZM123 203H124V202H123ZM152 203H153V202H152ZM174 203H175V201H174ZM174 203L172 202V204H174ZM178 203H179V202H178ZM180 203H181V202H180ZM180 203H179L178 205H180ZM182 203H184V202H182ZM185 203H186V202H185ZM185 203H184V204H185ZM193 203H194V202H193ZM110 204H112V203H110ZM162 204H163V203H162ZM164 204H165V203H164ZM170 204H171V203H170ZM175 204H176V203H175ZM184 204H182V205H184ZM108 205H109V204H108ZM113 205H114V204H113ZM129 205H130V204H129ZM142 205H143V204H142ZM157 205H158V204H157ZM176 205H177V204H176ZM182 205H181V206H182ZM191 205H192V204H190L189 206H191ZM194 205L196 206V204H194ZM140 206H141V205H140ZM145 206H146V205H145ZM163 206H165V205H163ZM163 206H162V207H163ZM168 206H170V205H168ZM171 206H173L174 208L177 207V206H174V205H171ZM171 206H170V207H171ZM155 207H157V206L155 205ZM165 207H166V206H165ZM170 207H167V208H169V210L171 211V210L173 209V207H172V209H171ZM184 207H185V206H184ZM184 207H183V208H184ZM196 207H197V206H196ZM196 207H195V208H196ZM110 208H111V207H110ZM121 208H122V207H121ZM124 208H125V207H124ZM160 208H161V204H160V207L157 208V210L160 209ZM178 208H179V207H178ZM148 209H149V208H148ZM153 209H154V208H153ZM109 210H110V209H109ZM133 210H134V209H133ZM173 210H174V209H173ZM175 210H176V209H175ZM177 210H179V209H177ZM177 210H176V212H179V211H177ZM123 211H124V210H123ZM126 211L128 212L129 210H126ZM138 211H139V210H138ZM144 211H145V210H144ZM154 211H156V210L154 209ZM159 211H161V210H158V212H159ZM162 211H163V210H162ZM164 211H168V209H167V210H164ZM170 211H169V212H170ZM174 212H175V211H174ZM174 212H173V213H174ZM176 212H175V213H176ZM215 212H216V211H215ZM120 213H121V212H120ZM129 213H130V212H129ZM139 213H141V212H139ZM142 213L144 214L145 212H142ZM150 213H151V212H150ZM155 213H157V211H156ZM161 213H162V212H161ZM166 213H167V212H166ZM173 213H172V211H171V214H172V215H173ZM179 213H180V212H179ZM182 213H183V211H182ZM171 214H170V216H171ZM177 214H178V213H177ZM177 214H176V215H177ZM184 214H185V212H184ZM122 215H123V214H122ZM152 215H153V214H152ZM160 215H161V214H160ZM166 215H167V214H166ZM166 215H162V216H166ZM174 215H175V214H174ZM174 215H173V216H174ZM222 215H223V214H222ZM124 216H125V214H124ZM162 216H160V217H162ZM178 216L180 217V215H178ZM178 216H177V220H178ZM167 217H168V215H167ZM167 217H166V218H167ZM175 217H176V216H175ZM115 218H116V217H115ZM139 218H141V217H139ZM151 218H152V217H151ZM163 218H164V217H163ZM212 218H213V217H212ZM121 219H122V218H121ZM153 219H154V218H153ZM167 219L170 220L169 218H167ZM171 219H172V218H171ZM218 219H219V217H218ZM123 220H124V219H123ZM126 220H128V219H126ZM126 220H125V221H126ZM165 220H166V219H165ZM165 220H164V221H165ZM172 220H174V217H173ZM172 220H171V222H172ZM177 220H176V222H177ZM114 222H115V221H114ZM118 222H119V221H118ZM169 222H170V221H169ZM176 222H175V220H174V223H176ZM197 222H198V221H197ZM125 223H126V222H125ZM143 223H144V222H143ZM177 223H178V222H177ZM210 223H211V222H210ZM112 224H113V222H112ZM130 224H131V223H130ZM150 224H151V223H150ZM152 224H153V223H152ZM171 224H172V223H171ZM171 224H170V226L168 227V229H170ZM173 225H174V224H173ZM191 225H192V224H191ZM133 226H134V225H133ZM153 226H154V225H153ZM164 226H165V225H164ZM174 226H175V225H174ZM178 226H180V225H178ZM125 227H127V226H125ZM151 227H152V226H151ZM175 227H176V226H175ZM175 227H174V228H175ZM190 227H191V226H190ZM200 227H201V226H200ZM207 227H208V226H207ZM223 227H224V226H223ZM153 228H154V227H153ZM159 228H160V227H159ZM172 228H173V227H172ZM172 228H171V229H172ZM221 228H222V227H221ZM118 229H119V228H118ZM138 229H139V228H138ZM166 229H167V228H166ZM166 229H165V230H166ZM171 229H170V230H171ZM178 229H179V228H178ZM213 229H214V228H213ZM129 230H130V229H129ZM133 230H134V229H133ZM143 230H144V229H143ZM157 230H159V229H157ZM173 230H174V229H173ZM196 230H197V229H196ZM151 231H152V229H151ZM151 231H150V232H151ZM159 231H160V230H159ZM171 231H172V230H171ZM189 231H190V230H189ZM134 232H136V231H134ZM134 232H133V233H134ZM137 232H139V231H137ZM161 232H162V231H161ZM215 232H216V231H215ZM141 233H142V232H141ZM159 233H160V232H159ZM204 233H205V232H204ZM209 233H210V232H209ZM211 233H212V232H211ZM211 233H210V234H211ZM136 234H137V233H136ZM146 234H147V233H146ZM157 234H158V233H157ZM184 234H185V233H184ZM192 234H194V233H192ZM162 235H163V234H162ZM189 235H190V234H189ZM217 235H218V234H217ZM135 236H136V235H135ZM181 236H182V235H181ZM185 236H186V235H185ZM190 236H191V235H190ZM146 237H147V236H146ZM149 237H150V236H149ZM179 237H180V236H179ZM187 237H188V236H187ZM160 238H161V237H160ZM201 238H202V237H201ZM168 239H169V238H168ZM170 239H171V238H170ZM172 239H173V237H172ZM175 239H176V238H175ZM177 239L179 240V238H177ZM217 239H218V237H217ZM185 240H186V239H185ZM197 240H198V239H197ZM199 240H200V239H199ZM212 240H213V239L211 238V241H212ZM218 240H219V239H218ZM134 241H136V240H134ZM157 241H158V240H157ZM167 241H168V240H167ZM176 241H177V240H176ZM176 241H173V244H172V245H174V242L176 243ZM208 241H209V240H208ZM208 241H207V242H208ZM163 242H164V241H163ZM169 242H171V241H169ZM177 242H178V241H177ZM146 243H147V242H146ZM166 243H167V242H166ZM178 243H180V242H178ZM218 243H219V242H218ZM218 243H217V244H218ZM134 244H135V243H134ZM169 244H171V243H169ZM169 244H168V245H169ZM176 244H177V243H176ZM176 244L174 245V247H177V246H178V245L176 246ZM210 244H211V243H210ZM219 244H220V243H219ZM132 245H133V244H132ZM132 245H131V246H132ZM180 245H181V244H179V246H180ZM189 245H190V244H189ZM208 245H209V243H208ZM212 245L215 246L216 244H212ZM221 245H222V244H220V246H221ZM124 246H125V245H124ZM126 246H127V245H126ZM136 246H137V245H136ZM147 246H148V245H147ZM159 246H160V245H159ZM179 246H178V247H179ZM190 246H191V245H190ZM210 246H211V245H210ZM218 246H219V245H218ZM220 246H219V247H220ZM133 247H134V246H133ZM193 247H194V246H193ZM211 247H213V246H211ZM211 247H207V248H206L207 251H209L208 253H210V252L212 253V252H213V248H211ZM219 247H218V248H219ZM121 248H122V250H119V251H123V248L125 249V247H121ZM144 248H145V247H144ZM228 248H229V247H228ZM228 248H227V249H228ZM233 248H234V247H233ZM116 249H119V248L117 247ZM142 249H143V247H142ZM158 249H159V248H158ZM165 249H166V247H165ZM168 249H169V248H168ZM200 249H201V248H200ZM219 249H220V248H219ZM148 250H149V249H148ZM176 250H177V248H176ZM192 250H193V248H192ZM192 250H191V251H192ZM201 250H202V249H201ZM201 250H199V251L202 252L203 250H202V251H201ZM220 250H221V249H220ZM116 251H117V250H116ZM124 251H125V250H124ZM151 251H152V250H151ZM168 251H170V250H168ZM191 251H189V252H191ZM195 251H196V250H195ZM199 251H198V252H199ZM204 251H205V250H204ZM218 251H219V250H218ZM234 251H235V250H234ZM0 252H1V251H0ZM177 252H178V251H177ZM189 252H187V253H189ZM192 252H194V251H192ZM216 252H217V251H216ZM216 252H215V253H216ZM223 252H224V251H223ZM236 252H237V251H236ZM120 253H122V252H120ZM123 253H124V252H123ZM149 253H150V251H149ZM149 253H148V254H149ZM153 253H154V252H153ZM168 253H170V252H167L166 254H168ZM171 253H172V252H171ZM183 253H184V252H183ZM185 253H186V252H185ZM185 253H184V254H185ZM194 253H196V252H194ZM194 253H193V254H194ZM202 253H203V252H202ZM202 253H201L200 255L203 256ZM213 253H214V252H213ZM117 254H118V253H117ZM125 254H126V253H125ZM190 254H191V253H190ZM204 254H205V253H204ZM238 254H239V253H238ZM126 255H127V254H126ZM130 255H131V254H130ZM154 255H155V254H154ZM160 255H161V254H160ZM163 255H165V253H164ZM168 255H169V254H168ZM168 255H165V256H168ZM187 255H188V254H187ZM187 255H186V256H187ZM191 255H192V254H191ZM194 255H195V254H194ZM200 255H199V256H200ZM217 255H218V254H216V256H217ZM232 255H233V254H232ZM115 256H116V255H115ZM124 256H125V255H124ZM143 256H144V255H143ZM206 256H208V255L206 254ZM213 256H215V254H214ZM233 256H234V255H233ZM237 256H238V255H236V257H237ZM119 257H120V255H119ZM122 257H123V256H121V258H122ZM125 257H127V256H125ZM134 257H135V256H134ZM180 257H181V256H180ZM195 257H196V256H195ZM197 257H198V256H197ZM208 257H209V256H208ZM208 257H207V258L204 257V259H201V258H200V260L205 261V258H206V259L212 261V258H211V257L208 258ZM217 257H218V256H217ZM220 257H221V256H220ZM220 257H219V258H220ZM239 257H240V256H239ZM0 258H1V257H0ZM117 258H118V257H117ZM151 258H152V257H151ZM158 258H159V257H158ZM174 258H175V257H174ZM233 258H234V260H235V259H236V260L238 259V258H235V257H233ZM122 259H123V258H122ZM169 259H170V257H169ZM198 259H199V257H198ZM198 259H196V260H198ZM0 260H1V259H0ZM120 260H121V259H120ZM133 260H134V259H133ZM135 260H136V259H135ZM166 260H167V257H166ZM171 260H172V259H171ZM171 260H170V261H171ZM208 260H207V261H208ZM213 260H215V259H213ZM217 260H219V259L217 258ZM240 260H242L241 257H240ZM121 261H123V260H121ZM139 261H140V260H139ZM151 261H152V260H151ZM155 261H156V260H155ZM164 261H165V260H164ZM211 261H208V263H211ZM229 261L231 262L232 260H229ZM126 262H127V261H126ZM159 262H160V261H159ZM166 262H167V261H166ZM172 262H173V261H172ZM172 262H171V263H172ZM179 262H180V261H179ZM182 262H183V259H182ZM185 262H186V260H184L183 264H184ZM199 262H200V261H199ZM217 262H218V261H217ZM232 262H233V261H232ZM234 262H235V261H234ZM234 262H233V263H234ZM239 262H240V261H239ZM242 262H243V261H242ZM142 263L145 264V262H142ZM142 263H141V264H142ZM146 263H147V262H146ZM156 263H157V262H156ZM167 263H168V262H167ZM169 263H170V262H169ZM212 263H213V262H212ZM215 263H216V262H215ZM237 263H238V262H237ZM240 263H241V262H240ZM240 263H239V264H240ZM149 264H151V263L149 262ZM163 264H164V263H163ZM172 264H173V263H172ZM177 264H178V263H177ZM185 264H187V262H186ZM204 264H207V262H205ZM218 264H219V263H218ZM241 264H243V263H241Z\"/></svg>",
  "mask_w": 264,
  "mask_h": 264
}]
</instances>
